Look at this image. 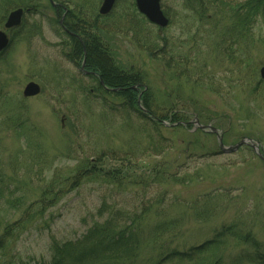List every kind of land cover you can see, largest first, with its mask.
<instances>
[{
    "label": "rangeland",
    "instance_id": "rangeland-1",
    "mask_svg": "<svg viewBox=\"0 0 264 264\" xmlns=\"http://www.w3.org/2000/svg\"><path fill=\"white\" fill-rule=\"evenodd\" d=\"M53 1L69 12L61 23L62 11L57 15L49 0L13 3L6 12L0 2V29L10 10L24 11L0 55V233L16 225L24 204L49 182L82 168L88 175L38 219L13 230L0 264H47L54 240L78 239L111 214L122 226L133 219L136 228L135 247L121 264H256L247 259L256 249L264 254V158L246 146L220 152L216 137L193 122L226 133L225 145L253 139L264 156V12L252 34L227 44L225 57L216 51L215 36L227 25L217 7L244 0H212L200 22L183 0H161L169 19L164 28L142 22L135 0H115L106 15L98 12L102 0ZM62 25H86L91 33L98 27L118 64L144 74L143 84L161 105L172 102L181 124L154 126L124 109L120 98L96 92L73 60ZM145 40L157 46L152 57ZM159 48L170 52L160 56ZM29 81L40 92L24 97ZM19 107L35 129L34 150L5 122ZM229 227L249 233L256 247L223 235Z\"/></svg>",
    "mask_w": 264,
    "mask_h": 264
},
{
    "label": "trees",
    "instance_id": "trees-1",
    "mask_svg": "<svg viewBox=\"0 0 264 264\" xmlns=\"http://www.w3.org/2000/svg\"><path fill=\"white\" fill-rule=\"evenodd\" d=\"M33 1L34 0L10 2L8 0H0L3 5V12L8 11L10 7L12 8L14 5L13 3H18V5L21 6H28L29 3L31 4ZM183 1L185 2L184 5L186 9L196 11L195 13L197 14L196 16L199 22L202 21L204 12L208 9L209 5L213 6L214 3H216L212 0ZM192 2L195 4L194 8L190 7ZM221 4L223 3L220 2V4H218L220 5V7H217L218 13L225 14V21L227 22V25H223L221 27V31L216 34L217 36H215L217 39L216 51L218 54L220 53L225 57H229L230 53L227 44L238 41V36L240 35L249 36L252 34L253 24L256 17L264 12V0H244L236 3H224V7H222ZM33 7L34 4H32L30 10H33ZM132 7L134 8V3ZM54 11L56 13L55 9ZM59 11L61 13L60 9ZM134 11L141 18L142 22H147L141 14L137 13L135 8ZM68 14L69 12H67L66 15L68 16ZM3 19L4 15H1L0 22ZM85 23L87 25V22ZM86 25L81 26V28L65 26L67 31H63L72 41V49L75 55V58L72 57L73 60L79 59L80 64L85 51V68L87 70L94 71V73L97 74V78H94L97 82L95 91L104 94L105 96L112 95L120 98V101H123L122 106L124 109L134 110L138 113L140 119H149L152 122L155 121L154 126L163 124V121H167L168 123L171 122V124H181L172 102L167 100L165 105H161L157 102L154 93L147 86V88L142 91L141 87L144 85V74L135 71L131 67L126 68L118 64L111 47L105 40L106 37L102 39L100 34L96 33V30L99 28L94 26L91 29L93 31L91 33L88 32ZM260 43L264 48V37L260 40ZM145 44L147 54L151 57L154 56L157 51V49L155 50L157 46H153V42L151 44L150 41L148 43L146 40ZM168 48L170 51L174 49L172 45ZM169 50L167 48H159L158 55L162 56L164 53L167 54L170 52ZM1 53L3 52H0V55ZM172 54H170V57H172ZM160 59L163 60V57ZM165 65L168 67L167 62H165ZM99 80L102 81V84ZM138 84H140V88H131V86H137ZM108 88H115L116 90L110 91ZM140 93V104L146 112H142L138 105V96ZM112 104L116 105L115 103ZM22 118V107H19L18 110L12 112L11 116H8V119L5 120V122L10 124L13 130L17 131L20 137L23 138L24 146L27 149L34 150L38 147L36 142L33 140L35 129L32 126H26L25 122L28 123L27 119L24 118L22 121ZM199 120L201 121V119ZM199 132L209 135V133L202 130H199ZM225 135L226 133H224V138ZM86 175H88V172H85L83 168L79 169L72 175L66 176L62 181H58V179H56L53 182H49L43 188L42 193L37 199L28 200L26 204H24L20 219L16 222V225L13 227H11L12 225L10 227L7 226L4 231L0 233V252L6 247L9 237H11L15 231L14 229L22 228L25 226L24 224H28L32 218H35L36 220L39 216H42L48 208L54 206L55 203H57L67 192L78 187L83 177ZM170 177L172 179V177L176 176L173 174ZM19 203L20 201L16 200V204ZM116 215L111 214L102 222H94L92 226H90L78 239L63 242L54 240L51 244V259L47 264H121L119 261L120 257H123V254H127L135 247L134 244L136 242V235L134 233L136 228L134 226L133 219H130L129 223L125 222V227L121 225V222L116 224L119 220L117 217L118 215ZM231 228L232 227H229L225 230V232H222L223 235H228L237 241L249 244L254 248L256 247L257 242L249 233L241 234L237 232L238 230L235 228H232V230ZM157 229L160 230V228ZM209 243L210 242H205L203 247ZM220 244L221 241L215 242V244L211 247L212 250L218 249ZM202 248H195L193 250L200 251ZM247 260L251 263L264 264V254L260 253V251L256 249L255 253Z\"/></svg>",
    "mask_w": 264,
    "mask_h": 264
},
{
    "label": "water",
    "instance_id": "water-1",
    "mask_svg": "<svg viewBox=\"0 0 264 264\" xmlns=\"http://www.w3.org/2000/svg\"><path fill=\"white\" fill-rule=\"evenodd\" d=\"M50 2L51 4L55 5V3L52 0H50ZM114 2L115 0H102L99 6V9H98L99 14L101 15L108 14L113 8ZM135 6H136L137 11L141 13L142 15H144L146 19L152 24L159 26L160 28H163L166 25H168L169 20L164 15L161 9L160 0H135ZM23 13H24L23 9L18 7L16 9L11 10L7 14L4 24H3V29H0V52L4 51L9 44V39H8L6 30L20 26L22 23L21 18L23 16ZM259 77L261 80L264 81V64L259 68ZM132 88H135V87H132ZM39 92H40L39 84L33 81H29L25 84L23 91H22V95L24 97H30V96L37 95ZM139 99H138V105L140 107ZM142 111H145V109H142ZM194 123L197 125L199 129H203L207 131L209 130L216 135L220 152L232 153L236 151L242 145L250 143V145L254 148L259 158H263L260 152L258 151L257 143H253L251 139L244 138L234 144L224 145L222 142V134L219 133L214 127L210 125L198 124L197 121H194Z\"/></svg>",
    "mask_w": 264,
    "mask_h": 264
},
{
    "label": "flooded vegetation",
    "instance_id": "flooded-vegetation-1",
    "mask_svg": "<svg viewBox=\"0 0 264 264\" xmlns=\"http://www.w3.org/2000/svg\"><path fill=\"white\" fill-rule=\"evenodd\" d=\"M58 7H59V6L54 7L55 10H56V14H57V15L60 13ZM59 8H62V9H61V11H62V13H61V14H62V15H61L62 19L59 20V23H61L62 20H63V18H65L66 14H67V10H66L63 6H61V7H59ZM65 23H66V22H65ZM67 23H68V22H67ZM62 27H63V30L67 31V29L65 28L64 25H62ZM78 38H79V37H78ZM85 59H86V56H85V51H84V55H83V58H82V60H81L80 65H79V68H80V70L82 71L83 74H85L86 76L92 78V79L96 82V79H94V78H97V74L94 73V71H90V70H87V69L85 68ZM75 63H76V62H75ZM99 82L102 83V81H100V80H99ZM96 84H97V82H96ZM132 87H135V88H132ZM138 87H139V88L141 87L140 84H138L137 86H131L132 89H136V88H138ZM146 88H147V87H146L145 85H143V86L141 87V90L143 91V90L146 89ZM140 95H141V93L139 94V97H140ZM139 97H138V99H139Z\"/></svg>",
    "mask_w": 264,
    "mask_h": 264
},
{
    "label": "bare ground",
    "instance_id": "bare-ground-1",
    "mask_svg": "<svg viewBox=\"0 0 264 264\" xmlns=\"http://www.w3.org/2000/svg\"><path fill=\"white\" fill-rule=\"evenodd\" d=\"M60 17H61V16H60ZM60 19H62V17H61ZM21 22H22V18H21ZM142 112H146V111H142ZM146 120H149V119H146Z\"/></svg>",
    "mask_w": 264,
    "mask_h": 264
}]
</instances>
